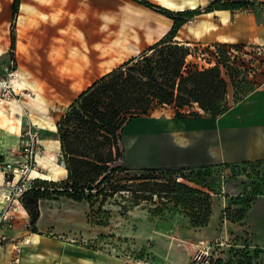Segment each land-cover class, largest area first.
Here are the masks:
<instances>
[{"label":"rangeland","instance_id":"rangeland-1","mask_svg":"<svg viewBox=\"0 0 264 264\" xmlns=\"http://www.w3.org/2000/svg\"><path fill=\"white\" fill-rule=\"evenodd\" d=\"M21 1L27 2L24 9L34 16L20 17L22 11L19 9L13 17L10 8L13 0H0V39L8 34V29L16 36L14 49L9 50L6 58L0 59V75L7 76L8 72L16 71L12 101L24 106L25 117L22 123L13 118L19 123L17 133L22 135L29 122L40 127L43 150L37 157L35 171L45 173L50 180H58L65 176L58 166L61 157L58 159L56 148V124L61 114L93 81L163 37L173 19L134 0ZM152 1L173 10H181L176 5L181 1L192 2ZM210 1L202 6H207ZM205 16L208 15L204 13ZM196 20L194 17L182 26L177 38L188 36ZM188 59L198 64L202 61L194 56ZM222 73L231 87L232 81L224 67ZM174 111L169 105L156 108L151 115L127 124L121 142L122 160L131 168H137L134 163H138L141 156L138 150L144 145L148 152L152 144L156 145L157 126L165 118L174 117ZM137 131L141 135L134 140ZM15 153L22 155L19 147ZM154 160L156 158L149 156L145 161L150 164ZM61 164L64 167V163ZM159 168L166 172L154 175L165 179L178 177L177 172H167L170 169L189 173V167ZM221 168V165L204 166L201 170L195 169L193 174L204 177L216 191H211L212 213L204 226L190 224L187 208L172 201L165 204L161 213H151L143 207L145 202L123 212L121 198L117 196L102 206L107 215L102 212L100 216L107 224L100 225L90 222L88 202L78 203L62 196L57 201L43 199L38 233L43 241L58 244L61 249L65 246L85 251L92 259L86 264H197L208 262L211 256L228 260L237 250L244 249L251 254L260 249V258L264 261V248L255 245L249 231L243 229L244 219L257 198L252 189H257L261 176L254 164L234 171L226 170V178L221 174ZM32 175L37 174L33 172ZM190 179V176L180 178L193 186L208 189ZM225 182L234 185L228 192L223 190ZM243 183L252 186L247 195L241 187ZM98 205L95 204V209ZM55 260L50 264H67ZM80 261H70V264H81Z\"/></svg>","mask_w":264,"mask_h":264},{"label":"trees","instance_id":"trees-1","mask_svg":"<svg viewBox=\"0 0 264 264\" xmlns=\"http://www.w3.org/2000/svg\"><path fill=\"white\" fill-rule=\"evenodd\" d=\"M134 1L172 18L173 23L159 40L93 81L57 120L62 163L67 173L58 180L35 178L31 188L22 195V204L29 213L34 232H38L37 224L42 215L41 201L57 200L62 196L88 202L90 222L100 225L107 224L100 216L102 212L107 215L102 206L116 196L121 198L123 212L145 202L143 207L151 213H161L165 204L172 201L187 208L190 224L204 226L209 221L212 192H216L213 185L204 177L193 175L195 169L190 167L187 175L178 170H167L178 173V177L171 179L154 175L166 172L156 166L131 168L122 160L124 128L137 117L149 116L156 108L168 105L174 107L177 118L201 116L202 112L195 107L214 117L227 112L228 82L222 67L190 61L188 58L194 48L178 40V31L200 13L214 9H246L257 3L253 0H212L204 8L173 10L152 0ZM12 4L15 17L21 4L19 0H13ZM11 36V48L14 49L16 36L12 32ZM216 44L221 48L223 66L234 84L235 100L241 99L253 89L252 79L235 64L226 62L222 45L227 43ZM241 167L245 166L224 165L220 171ZM196 173L200 175V171ZM188 176L209 190L180 180ZM253 190L257 196L258 191ZM96 203L99 205L95 209ZM261 252L260 249H255L253 254L247 249L237 250L228 260L211 256L208 262L197 264H264Z\"/></svg>","mask_w":264,"mask_h":264},{"label":"crops","instance_id":"crops-1","mask_svg":"<svg viewBox=\"0 0 264 264\" xmlns=\"http://www.w3.org/2000/svg\"><path fill=\"white\" fill-rule=\"evenodd\" d=\"M191 1L189 4L181 1L176 5L181 10L194 9L204 7L202 5L210 0ZM253 1L257 3L255 7L230 10L214 9L211 12L198 14L196 22L191 27V33L183 38L179 36L178 39L189 44L220 42L264 45V0ZM10 4L13 15V4L12 2ZM20 4L22 11L20 17L34 16L24 9L27 2L21 1ZM204 13L208 16L204 17ZM184 25L186 26V24ZM9 31L8 29V34L0 39V59L6 58L9 50H13L11 48L12 36ZM227 82L229 103L227 112L214 117L201 109L202 114L199 117L165 118L161 125L157 126L156 145L152 144L151 149L148 147L150 149L148 152L145 149L146 146L143 145V148L138 150L141 156L137 160L140 161L134 163V166L137 167L136 169L154 166L201 169L211 165L249 167L255 164L261 178L256 189L258 191L257 198L244 219L243 229L249 231L250 238L255 245L264 248V68L252 79L253 89L241 99L235 100L233 82L231 87L228 80ZM18 114L22 117H18ZM23 114L24 106L22 104L11 101L7 105L0 106V161L10 162L21 159V156L16 155L15 150L20 148L22 142L21 134L17 132L19 123L24 121ZM13 118H18L20 122L15 123ZM139 135L141 133L137 131L134 140H137ZM56 141V148L60 149L59 139L57 138ZM149 156L153 159L156 158L154 163L149 164L145 161ZM63 171L66 176L65 166ZM5 182L4 174L0 172V211L4 206ZM233 186V183L225 182L223 190L228 192L227 190ZM241 187L246 193L251 192L250 184L243 183ZM48 200L57 201L56 199ZM42 202L43 200L40 203L41 209ZM47 205L50 206L49 203ZM29 226V213L22 206L17 212L14 225L2 230L10 240L0 242V264L9 262L13 253V243L17 239H24L22 241L21 264H50L55 262V259L70 264V261H80L79 258L85 260L80 261L81 264L91 263L92 259L85 251L65 246L61 249L58 244L43 241L41 235L38 232H33Z\"/></svg>","mask_w":264,"mask_h":264},{"label":"built area","instance_id":"built-area-1","mask_svg":"<svg viewBox=\"0 0 264 264\" xmlns=\"http://www.w3.org/2000/svg\"><path fill=\"white\" fill-rule=\"evenodd\" d=\"M190 46L194 48V52L190 56L201 59L202 65L215 66L219 64L222 68L224 67L221 48L216 43H199ZM222 47L227 56L226 62L241 68L247 77L254 79L258 73L263 71L264 45L231 43L222 45ZM11 62H14L13 59ZM15 73L16 71H10L7 76L0 75V106L15 98V90L12 85L17 80ZM40 133V127L29 122L21 135V159L15 162L0 161V172L4 174L6 181L3 193L4 206L0 211V242L10 240L2 230L14 225L17 212L23 206L22 195L31 188L33 179L46 178L41 176L39 171H35L37 157L43 150ZM60 157L62 163V151L58 149V159ZM33 172H37V175H32ZM221 174L226 178V170H223ZM13 245L12 257L7 264H21L22 240H15Z\"/></svg>","mask_w":264,"mask_h":264},{"label":"bare ground","instance_id":"bare-ground-1","mask_svg":"<svg viewBox=\"0 0 264 264\" xmlns=\"http://www.w3.org/2000/svg\"><path fill=\"white\" fill-rule=\"evenodd\" d=\"M163 33H164V32H163ZM58 166H60L62 169L64 168V167L62 166L61 162L59 163ZM65 170H66V168H65ZM37 171H38V170H37ZM35 173H37V172H35ZM40 174H41V173H40ZM41 176L46 177V178H51V177L47 176L45 173H42Z\"/></svg>","mask_w":264,"mask_h":264}]
</instances>
